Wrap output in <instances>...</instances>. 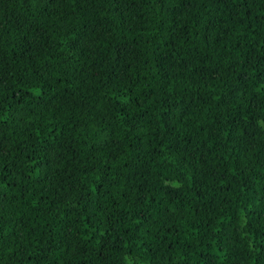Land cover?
Returning a JSON list of instances; mask_svg holds the SVG:
<instances>
[{"label":"trees","instance_id":"16d2710c","mask_svg":"<svg viewBox=\"0 0 264 264\" xmlns=\"http://www.w3.org/2000/svg\"><path fill=\"white\" fill-rule=\"evenodd\" d=\"M0 264H264V0H0Z\"/></svg>","mask_w":264,"mask_h":264}]
</instances>
